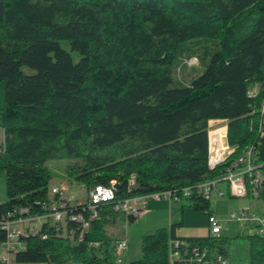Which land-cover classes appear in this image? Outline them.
I'll list each match as a JSON object with an SVG mask.
<instances>
[{"label": "trees", "instance_id": "trees-1", "mask_svg": "<svg viewBox=\"0 0 264 264\" xmlns=\"http://www.w3.org/2000/svg\"><path fill=\"white\" fill-rule=\"evenodd\" d=\"M192 57L201 69L184 75ZM263 106L264 0H0V221L42 216L60 202L50 192V160H68L71 182L117 188L96 219L88 199H67L65 223L43 220L22 235L15 261L172 264L174 241L207 248L212 264L228 258L223 236H180L182 221L144 235L141 258L117 262L107 227L119 201L156 192L212 214L196 186L225 182L227 164L210 168V122H227L228 162L255 146L264 170ZM256 198L264 200V181ZM6 238L0 225V243ZM248 238L250 264H263V240Z\"/></svg>", "mask_w": 264, "mask_h": 264}, {"label": "built area", "instance_id": "built-area-1", "mask_svg": "<svg viewBox=\"0 0 264 264\" xmlns=\"http://www.w3.org/2000/svg\"><path fill=\"white\" fill-rule=\"evenodd\" d=\"M253 94V93H252ZM264 112V106H263ZM3 129V128H2ZM264 133L262 132V135ZM209 145H210V157L209 165L213 169L217 165L226 163L224 181L228 183V189L232 196L237 198H245L250 195L256 197L263 186L264 181V170L260 163H257L259 149L257 147L248 146L243 152L228 162L230 155L233 153L229 145H227L221 159L216 162L211 160V141L209 133ZM228 149H230L229 153ZM135 179L132 177L130 184L133 185ZM221 179H214L203 182L196 186V191L203 194L207 199L211 201L215 198H221L225 196V192L219 188ZM50 192L53 195H59L60 202H53L49 206V212L42 216L27 215L19 217L15 220H2L0 221L1 227L6 231V241L0 243V264H20L15 261L14 253L18 250L24 249L25 245L20 240V237L27 235L28 233L36 232L38 225H41L43 220H51L53 223H65L68 216L66 207V200L74 199L72 196L66 194L67 187L63 183H59L50 188ZM192 193L191 188L184 189L183 196H189ZM117 188L116 182L111 181L108 184L101 183L92 187L89 192L87 207L91 211V219H96L99 216L97 207L103 203H108L116 200ZM148 198L156 200H167L172 203H180L182 196L176 195L171 191L156 192L147 196L133 197L124 199L116 204V209L125 212L128 216L138 218ZM80 204V203H79ZM26 210H21V213ZM230 218L242 223L244 226H254V233L263 240V251H264V215H258L251 211L249 206H240L233 210L230 214ZM74 220H83L82 215L74 216ZM209 223L211 226V233L213 235H220L222 232V225L220 220L215 214L208 216ZM84 227H89V222H84ZM94 247L100 248L102 244L96 242L93 244ZM198 246V245H197ZM197 246L182 244L180 241H174L172 244V251L170 259L172 264L175 260H184L186 264H212L208 257L210 256L207 248L200 249ZM115 252L119 255L127 248V240L121 239L115 242L113 246ZM186 256V257H185ZM118 262H121L120 260ZM214 264H233L229 256L224 258L218 256ZM264 264V263H263Z\"/></svg>", "mask_w": 264, "mask_h": 264}, {"label": "rangeland", "instance_id": "rangeland-1", "mask_svg": "<svg viewBox=\"0 0 264 264\" xmlns=\"http://www.w3.org/2000/svg\"><path fill=\"white\" fill-rule=\"evenodd\" d=\"M62 46L69 50L73 54L75 61L78 60V54L75 51H71L70 45L66 41H61ZM191 67H195L196 70L201 69V65L198 63L196 57H192L186 61V68L184 75H193ZM25 69H28L25 67ZM212 123H216L213 121ZM227 126L226 121H222L216 124H210L211 130H218ZM4 130L0 127V147L4 143ZM228 143V141H227ZM229 145V144H228ZM230 149H228L229 153ZM66 159H54L48 162L52 179L49 187L63 183L67 187L66 194L70 197H74L78 201H87L88 193L92 187L88 188L83 184L71 182L66 174V166L68 164ZM135 183V181L133 182ZM219 188L225 192V196L221 198H215L212 200V210L214 214L220 220L222 225V236L224 244L229 249V245L236 244L240 246L248 245V236L255 231L254 226H244L242 223L230 218V214L233 210L240 206H249L251 211L255 214L264 215V200L256 198L252 195L245 198H237L230 194L228 189V183L221 182ZM7 200L6 192V176L5 172H0V204ZM158 200L148 198L145 205L147 212L138 217L133 222L129 221L127 214L123 211L116 215V222L107 227V235L109 237V247L113 248L117 240L126 239L127 248L121 253L119 258H122V262H128L141 258V241L142 237L146 234L155 232L159 228L170 226L171 213L169 208L166 209L162 203ZM165 201V200H163ZM168 203V202H167ZM176 206V205H175ZM149 208V209H148ZM177 210H175V220L182 222L183 225L178 229V234L184 237L194 236H206L210 233V223L208 215L202 212L195 211L191 207H185L182 209L181 204H178ZM149 210V211H148ZM229 251V250H228ZM118 262V258L116 257Z\"/></svg>", "mask_w": 264, "mask_h": 264}, {"label": "crops", "instance_id": "crops-1", "mask_svg": "<svg viewBox=\"0 0 264 264\" xmlns=\"http://www.w3.org/2000/svg\"><path fill=\"white\" fill-rule=\"evenodd\" d=\"M217 123V122H216ZM164 199L162 200H158L157 202L159 203H162L163 206L170 210V213H171V217H170V223H174V222H177V220H175V210L179 209L178 208V203H172V202H169L167 200L163 201ZM168 202V203H167ZM176 205V206H175ZM147 209V208H146ZM145 208L143 209L141 215L145 214L147 212ZM149 209V208H148ZM149 211V210H148ZM215 211H213V214H214ZM140 215V216H141ZM139 216V217H140ZM223 231V230H222ZM210 232H211V229H210ZM254 234V232H253ZM222 236V232L220 234ZM128 245V244H127ZM228 254H229V259L230 261L233 263V264H250L251 263V251H250V241H249V244L248 245H244V246H240L238 244H236L235 246H233L232 244L229 245V249H228ZM114 253L116 255V257L118 258V261L122 260V258H119V253L118 252H115L114 250ZM123 261V260H122ZM121 261V262H122Z\"/></svg>", "mask_w": 264, "mask_h": 264}, {"label": "bare ground", "instance_id": "bare-ground-1", "mask_svg": "<svg viewBox=\"0 0 264 264\" xmlns=\"http://www.w3.org/2000/svg\"><path fill=\"white\" fill-rule=\"evenodd\" d=\"M220 123L222 121H215ZM210 124H216L210 122ZM210 141H211V160L216 162L221 159L224 151L227 148V126L221 129H214L210 131Z\"/></svg>", "mask_w": 264, "mask_h": 264}]
</instances>
